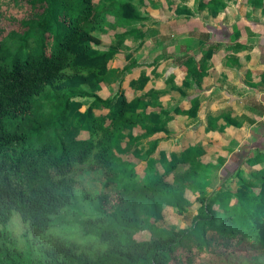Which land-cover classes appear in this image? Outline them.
I'll return each mask as SVG.
<instances>
[{
	"label": "trees",
	"instance_id": "trees-1",
	"mask_svg": "<svg viewBox=\"0 0 264 264\" xmlns=\"http://www.w3.org/2000/svg\"><path fill=\"white\" fill-rule=\"evenodd\" d=\"M6 3L0 15V226L16 213L31 237L47 234L74 202L75 171L84 167L100 174L101 189L94 199L85 197L91 211L78 224L102 250L90 257L55 240L36 257L6 252L0 264H213L227 252L247 260L264 256V126L223 165L213 145V136L223 135L212 131L218 118L209 129L193 127L174 140L173 129L184 124L179 117L195 119L199 108L189 101L168 110V83L142 86L134 95L89 92L108 79L115 53L98 47L110 18L143 20L131 0ZM183 68L201 93L204 60L188 59ZM135 160L147 161L142 174ZM217 164L220 187L210 192L209 172ZM192 207L189 226L157 225L163 210L182 216Z\"/></svg>",
	"mask_w": 264,
	"mask_h": 264
},
{
	"label": "crops",
	"instance_id": "crops-1",
	"mask_svg": "<svg viewBox=\"0 0 264 264\" xmlns=\"http://www.w3.org/2000/svg\"><path fill=\"white\" fill-rule=\"evenodd\" d=\"M131 2L143 20L127 22L110 18L104 43L98 49H111L115 54L108 62L107 82L99 88L108 96L114 89L134 95L143 92L142 86L168 83L172 87V95L166 97V104H163L168 110L187 106L189 101H194V106L199 108L195 119L179 117L184 124L173 129L174 140L181 139L193 127L209 129V122L218 118V126L212 131L220 130L223 135L220 138L214 135L213 145L219 151L221 163L226 164L246 141L251 140L252 132L264 126V0ZM119 22L127 25L139 23L142 28L148 22L155 26L164 24L183 28L188 42L186 46L185 42L177 43L178 48L170 50L164 62L157 63L154 59L148 65H126L122 60L127 56L120 45L128 37L133 44L143 36L137 27L115 28ZM198 57L204 60L208 73L203 84L205 89L195 94L196 80L183 66L188 59ZM158 70L162 77L158 76ZM135 75L139 77L135 78ZM111 79L114 82L110 83ZM217 165L220 169V164Z\"/></svg>",
	"mask_w": 264,
	"mask_h": 264
},
{
	"label": "rangeland",
	"instance_id": "rangeland-1",
	"mask_svg": "<svg viewBox=\"0 0 264 264\" xmlns=\"http://www.w3.org/2000/svg\"><path fill=\"white\" fill-rule=\"evenodd\" d=\"M6 2L7 0H0V15H4V12L7 10ZM9 16L12 17L13 13L9 12ZM116 25L117 26H115V28H124L125 26L127 29L136 27L140 28V34L143 36L140 37L139 41H135L133 44H131L132 41L128 37L127 40L120 45V49L127 56L126 60H122L126 65L135 63L148 65L151 64L154 59L157 63L164 62L167 58L166 56L170 54V50L177 47V43L184 44L185 42L186 44L184 46H186L188 42L185 30L172 25L162 24L160 26H155V24L151 22L144 23L145 28L140 27L139 25L141 24L139 23L127 25L124 22H119ZM6 37L8 36L6 35ZM3 39H5V36ZM6 43H11L10 37H8ZM157 72L158 76L160 75L159 77H162V74H159V70ZM117 75L120 77L119 74ZM124 75L125 74H123V76ZM119 79L115 81L118 82ZM111 82H114V80L111 79L110 83ZM126 82L127 81H125V84ZM117 90L118 89H114L110 96L107 95V92H102V89L100 88L89 90V92L99 93L103 96L111 97ZM239 94L241 95L242 93L240 92ZM202 116L203 112L201 113V117ZM148 142L149 140H144L140 144L142 145L141 151L144 152L146 150ZM134 163H136L135 166H139L140 168L138 174H142L144 170L143 168H147V161H145L143 165H141L140 160H135ZM141 166L144 167L142 168ZM218 169V165H215L209 172L210 192L215 190V188L220 187ZM75 178L78 180V184L77 196L74 202L71 206L62 210L57 216H55L53 227L44 236L38 239L31 237L28 234L26 226L21 222L20 216L16 213L13 214L11 221L6 227L0 226V257L4 253L14 250L23 252L30 251L32 256L36 257L38 256L40 246L50 245L55 240H60L66 245L72 246L77 252L86 254L90 257H93L102 250V246L94 237H84L82 235L78 224V222L83 217L85 218V215L89 214L91 211V206L86 203L85 197H91L94 199V196L100 193L101 188L99 185L101 176L98 173H91L87 170V168L83 167L75 171ZM194 208L195 207L190 208V211L182 216L177 214L176 211L174 212L172 209L168 211L163 210L161 219H158L157 225L167 229H181L187 227L191 223V219L195 211ZM155 211L160 213V207H156ZM141 235H144L145 238L150 237L148 232H143ZM213 264H264V256L255 260H247L243 256H235L232 253L227 252L220 255L218 260Z\"/></svg>",
	"mask_w": 264,
	"mask_h": 264
}]
</instances>
